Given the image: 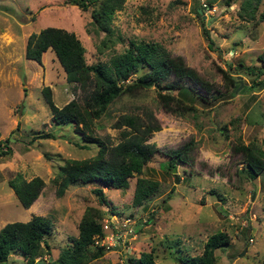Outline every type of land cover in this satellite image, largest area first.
Returning <instances> with one entry per match:
<instances>
[{
    "label": "rangeland",
    "instance_id": "374dc122",
    "mask_svg": "<svg viewBox=\"0 0 264 264\" xmlns=\"http://www.w3.org/2000/svg\"><path fill=\"white\" fill-rule=\"evenodd\" d=\"M72 1L0 0V139L7 138L9 147L0 156V226L25 221L32 214L51 220V231L45 236L48 247L35 258L36 264H56L55 257L77 234L86 206L101 213L102 233L94 235L89 249H104L86 264H139L141 251H150L155 264H180L178 256L201 253L206 236L216 230L229 236L228 244L214 249L216 264L264 261V173L245 176L238 150L241 144L264 148V72L255 79L240 73L245 67L264 68L257 58L264 50V16H260L264 0H258L252 17L244 10L243 0H123L112 13L113 30L107 36L93 30L89 7L81 9ZM47 25L72 31L84 47L87 63L107 60L129 39L159 42L221 93L177 114L160 105L156 88L150 86L115 98L104 114L93 118L91 134L104 140L108 136L106 142L112 144L119 140V129L112 126L119 114L144 115L146 109L160 125L147 139L158 151L139 173L128 177L127 187H103L109 205L99 202L88 183L68 185L61 195L55 192L52 178L58 165L66 158L90 156L96 146L83 139L72 123L51 119L41 88L49 86L58 107L71 98L82 104L86 91L65 80L50 47L41 52L40 62L23 54L27 35ZM107 37L112 40L100 45ZM225 73L233 75L234 82ZM258 78L262 82L253 86L252 80ZM185 86L202 93L191 81H185ZM171 92L185 96L177 88ZM185 143L192 148L185 162L174 164L175 182L163 151ZM17 172L25 179L38 175L43 180L26 208L6 182ZM137 176L156 180L158 187L141 204L133 205ZM114 216L120 235L109 240L102 220ZM6 264L26 262L20 253L11 252Z\"/></svg>",
    "mask_w": 264,
    "mask_h": 264
},
{
    "label": "trees",
    "instance_id": "16d2710c",
    "mask_svg": "<svg viewBox=\"0 0 264 264\" xmlns=\"http://www.w3.org/2000/svg\"><path fill=\"white\" fill-rule=\"evenodd\" d=\"M81 9L90 8V23L93 30L104 31L110 35V18L114 10L119 9L123 0H73ZM258 0H243V8L249 17L254 16ZM203 8L205 5H198ZM194 12L200 15L198 7ZM264 16V5L260 13ZM206 38H209L204 31ZM108 37L101 39L100 45L111 41ZM211 43V39H208ZM50 47L65 72V80L73 82L85 90L82 104L71 98L58 107L51 99L50 88L42 86L43 97L51 111V119L56 123H72L80 131L83 139L94 142L95 152L83 158H66L63 164L58 165L56 175L52 178L55 183V192L61 195L68 185L92 184L91 191L100 203L109 205L103 187L125 189L128 177L141 171L142 165L151 155L158 151L153 142L147 141L151 133L160 128L154 115L144 110V115L122 113L112 122V126L119 129V140L114 144L91 134L93 118L106 112L108 104L115 98L127 94L134 95L135 90L153 86L157 90L158 101L161 106L172 113L183 114L194 110V103H207L221 96L218 89L210 83L199 78L195 71L180 61V58L169 54L163 45L156 41L129 39L126 46L107 60H97L87 63L84 58V47L76 35L62 27L44 26L37 32L27 35L24 56L40 62L41 52ZM258 60L264 64V50L257 55ZM264 68H242V72L252 79L259 77ZM230 82L234 76L225 73ZM173 77V78H171ZM191 81L202 93H195L191 88L184 87L185 81ZM259 80V81H258ZM252 80V85L261 83V78ZM178 89L184 98L171 92ZM185 89V91H184ZM98 125V123H97ZM46 135H49L46 133ZM41 136V135H38ZM8 139H0V156L8 153ZM192 146L185 143L176 148H167L163 151L169 160L168 168L178 162H185ZM238 150L242 158L241 170L248 178L264 173V148L255 145H239ZM19 204L26 208L38 195L43 180L34 175L25 179L20 173H15L7 179ZM158 187V182L146 177L137 176L131 195V204L139 205L144 199L152 195ZM31 205V204H30ZM86 206L77 223V234L71 236V244L64 247L57 257L56 264H86L90 258L100 256L104 249L95 246L90 251L95 234H101L100 211ZM261 209L264 211V193L261 200ZM112 212V211H110ZM149 220V219H148ZM51 220L43 215L32 214L27 220L6 221L0 226V262L6 264L11 252L20 253L26 264H36L35 258L48 247L45 236L50 233ZM229 243V236L224 230H216L208 234L203 242L201 253L184 254L177 257L180 264H216L214 249ZM130 263L133 259L128 257ZM51 261L54 263V261ZM139 264H155L150 251H141L137 258ZM239 264H264L263 260Z\"/></svg>",
    "mask_w": 264,
    "mask_h": 264
},
{
    "label": "built area",
    "instance_id": "2783aa9c",
    "mask_svg": "<svg viewBox=\"0 0 264 264\" xmlns=\"http://www.w3.org/2000/svg\"><path fill=\"white\" fill-rule=\"evenodd\" d=\"M114 217H115V216H114ZM102 221H103L102 226H103L105 229H108L109 232H110L109 240L112 239V237H111L112 235H113L114 239H115L118 235H120V233L117 232V231H118V228H117L118 220H117L116 217H115L114 219H111V218L107 219V218H105V219H103ZM122 225H125V221H123ZM105 236H107V235H105ZM105 236L103 237V240H106ZM107 237H108V236H107ZM97 243H98V240L95 241V244H97ZM97 245H98V244H97ZM106 247H108V245H106Z\"/></svg>",
    "mask_w": 264,
    "mask_h": 264
},
{
    "label": "water",
    "instance_id": "95a60500",
    "mask_svg": "<svg viewBox=\"0 0 264 264\" xmlns=\"http://www.w3.org/2000/svg\"><path fill=\"white\" fill-rule=\"evenodd\" d=\"M174 170H175V167H174V165H172L171 166V171L174 173V181L176 182L178 180V177H177L176 173L174 172ZM126 262L128 263V260L127 259H126ZM0 264H4V262H0Z\"/></svg>",
    "mask_w": 264,
    "mask_h": 264
}]
</instances>
